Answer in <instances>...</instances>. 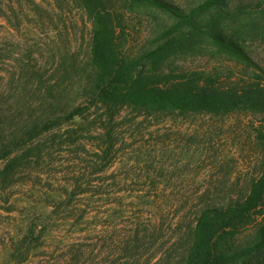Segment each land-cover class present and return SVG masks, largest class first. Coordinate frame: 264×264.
<instances>
[{
  "label": "trees",
  "instance_id": "obj_1",
  "mask_svg": "<svg viewBox=\"0 0 264 264\" xmlns=\"http://www.w3.org/2000/svg\"><path fill=\"white\" fill-rule=\"evenodd\" d=\"M77 1L92 22L89 69L78 90L73 76L50 79L36 64L23 65V76L11 79L16 86L0 89V264H255L264 254V128L253 129L263 149L260 173L233 195L152 185L160 172L142 167V175L139 158L152 166L155 155L127 140L161 114L222 116L244 108L264 116V85L214 87L189 78L160 87L143 77V65L184 35L126 58L120 21L105 2ZM132 1L173 17L175 26L158 40L187 25L255 64L233 39L210 31L250 5L226 12L229 0H204L184 12L163 0ZM204 16L210 20L201 25ZM259 220L256 239L232 243L236 231Z\"/></svg>",
  "mask_w": 264,
  "mask_h": 264
},
{
  "label": "rangeland",
  "instance_id": "obj_2",
  "mask_svg": "<svg viewBox=\"0 0 264 264\" xmlns=\"http://www.w3.org/2000/svg\"><path fill=\"white\" fill-rule=\"evenodd\" d=\"M103 1L120 21L119 44L126 58L142 57L161 42L184 35L180 43L145 61L142 75L150 82L167 87L193 78L214 87L247 82L264 85V0H229L226 12L243 5H250V10L215 21L210 27L213 35L242 46L255 64L244 62L204 34L191 33L187 25L158 40L162 32L175 26L169 14L132 0ZM163 1L186 12L204 0ZM209 20L210 16H204L199 24ZM91 34V19L77 0H0V89L7 92L16 86L11 79L23 76V65L36 64L50 79L73 76L78 90L89 69ZM125 113L127 110L122 115ZM149 121L155 122H149L140 137L129 138L127 143L133 149L149 151L151 158L155 155L152 166L139 158L143 163L140 171L144 167L160 172L161 178L152 185L233 195L246 189L260 173L263 149L253 129L264 128L261 114L239 108L222 116L161 114ZM119 166L121 163L112 169ZM259 223L236 231L232 243L243 245L256 239ZM255 264H264V254Z\"/></svg>",
  "mask_w": 264,
  "mask_h": 264
}]
</instances>
